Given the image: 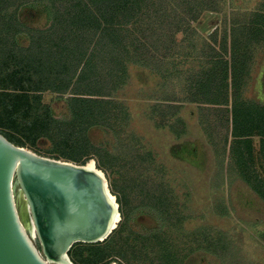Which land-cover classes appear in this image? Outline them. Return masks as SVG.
<instances>
[{"label":"trees","instance_id":"16d2710c","mask_svg":"<svg viewBox=\"0 0 264 264\" xmlns=\"http://www.w3.org/2000/svg\"><path fill=\"white\" fill-rule=\"evenodd\" d=\"M218 2L0 0V133L21 147L42 149V140H58L66 145L64 155L77 164L94 159L99 168L115 176L117 157L107 146L95 144L89 132L95 127L123 130L128 125L131 114L119 93L128 84L130 65L159 71L174 56L172 68L185 70L188 89L184 100H167L174 103L163 106L199 103L202 121L206 111L222 106L219 111L230 119L232 99L233 155L241 167L250 166V137L256 131L264 135V111L246 102L242 93L253 64L250 49L262 44L264 36L259 34L264 32V24L251 26L242 16L234 15L230 27L225 18L223 29L218 27L204 36L194 23L206 11L219 12ZM32 4H45L50 16L48 27L34 28L20 19L21 9ZM22 37L27 41L21 43ZM195 58H200L201 66L190 69L197 62ZM47 92L66 100L65 114H57L58 104L44 102ZM226 122L221 118L218 127ZM135 152L138 159L150 161L151 154L144 147ZM112 181V188L121 194L124 189L116 177ZM166 190L165 186L161 194L148 190L149 204L157 203L153 215L168 233L155 243L154 238L143 236V246L147 241L153 243L161 254L154 263L145 264H194L195 244L187 243V248L170 236L176 222L180 231L186 230L185 214L176 211ZM132 213L126 205L123 223L104 240L106 251L99 252V257L94 254L84 258L85 243H78L71 250L76 264H101L112 255L137 264V255L143 256L148 248L137 246L140 236L132 229ZM155 232H151L154 237H161L159 231ZM203 232L202 227L190 231L199 243ZM206 234L205 242L217 246L216 237L211 232Z\"/></svg>","mask_w":264,"mask_h":264},{"label":"rangeland","instance_id":"374dc122","mask_svg":"<svg viewBox=\"0 0 264 264\" xmlns=\"http://www.w3.org/2000/svg\"><path fill=\"white\" fill-rule=\"evenodd\" d=\"M217 5L219 12L206 11L194 23L204 36L218 27L223 29L225 18L230 27L234 15L237 18L242 16L241 19L251 26L264 24V0H219ZM19 16L34 28H45L50 24L45 4L25 6ZM259 36H264V32ZM26 41V37L20 39L21 43ZM250 51L253 64L242 97L264 111V40ZM231 54L229 52L227 57L230 58ZM174 59V56L169 58L159 71L130 65L128 84L119 93L131 114L128 125L122 127L123 130L95 127L89 132L95 144L107 146L117 157L115 176L100 169L105 172L111 192L117 197L122 215L118 226L124 221L123 210L127 205L133 211L132 229L135 235L140 236L137 246L148 248H145L143 256L137 255V264L154 263L155 257L161 254L157 253L153 243L147 241L143 246L146 237L143 236L154 238L155 243L168 231L161 229V223L153 215L157 203L149 204L148 190L161 194L165 186L176 211L186 215L183 214L186 230L180 231V224L176 222L170 236L188 245L187 248V243L195 244L192 251L194 264H264V135L256 131L250 137L251 156L248 159L251 164L241 167L233 155L232 99L230 119L219 111L222 106H217L215 111H204V121L199 103L179 102L174 108L164 107L163 103H174L167 100H184L188 89V74L185 70L182 73L173 70L171 62ZM195 61L190 69L200 68V58H195ZM44 102L52 106L58 104L57 114L60 116L67 112L66 100L58 99L55 93H45ZM221 118L227 122L225 126L218 127ZM207 121L211 122L208 124ZM27 146L25 148L38 155L76 163L64 155L66 145L58 140H42V149ZM142 147L151 154L150 161L137 158L135 149ZM115 177L119 187L124 189L121 194L112 188L111 182ZM199 227L204 231L201 244L190 233ZM152 230L155 233L159 231L161 237H154ZM206 231L216 237L217 246L205 242ZM35 243L41 249L39 239ZM105 243L85 244L84 258L94 254L99 257V252L106 251ZM77 246L75 244L72 249ZM71 250L70 260L76 264ZM115 262L128 264L118 255L107 256L101 264Z\"/></svg>","mask_w":264,"mask_h":264},{"label":"water","instance_id":"95a60500","mask_svg":"<svg viewBox=\"0 0 264 264\" xmlns=\"http://www.w3.org/2000/svg\"><path fill=\"white\" fill-rule=\"evenodd\" d=\"M100 171L88 162L38 155L0 133V264H74L69 252L75 244L106 240L116 229L115 207ZM15 186L29 205L41 249L26 227Z\"/></svg>","mask_w":264,"mask_h":264},{"label":"bare ground","instance_id":"6f19581e","mask_svg":"<svg viewBox=\"0 0 264 264\" xmlns=\"http://www.w3.org/2000/svg\"><path fill=\"white\" fill-rule=\"evenodd\" d=\"M88 168H90V170H92V171H97L98 173L101 174V171H100L101 169L98 167V165L94 159H91L90 161H88ZM14 190L16 192V195L19 198V208H20V212L22 213V217L24 219L26 227H27L29 233L34 238V240H36L37 239L36 226H35V223H34L32 216H31L29 205L25 199V196L22 194L21 190L18 192L17 186L14 187ZM110 197H111V199L114 203V207H115L111 228H114V227L117 228L118 224L122 220V215L119 211V204L117 201V197L113 193H110ZM114 264H118V263L115 262Z\"/></svg>","mask_w":264,"mask_h":264}]
</instances>
